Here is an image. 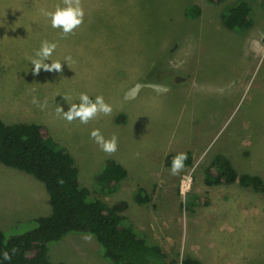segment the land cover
<instances>
[{
	"label": "rangeland",
	"instance_id": "rangeland-1",
	"mask_svg": "<svg viewBox=\"0 0 264 264\" xmlns=\"http://www.w3.org/2000/svg\"><path fill=\"white\" fill-rule=\"evenodd\" d=\"M248 1L252 27L232 32L222 19L236 0H81L83 23L64 38L41 11L63 0H0V118L43 126L74 158L91 199L126 202V223L162 247L169 264L187 256L264 264V190L240 180L206 183L218 155L239 178L264 182V1ZM193 6L200 16H188ZM44 40L57 45L45 62L60 61L62 70L34 74L30 58ZM81 93L102 95L111 114L87 124L63 119L57 109L68 111ZM34 96L46 107L33 104ZM93 129L115 135L117 151L103 152ZM187 152L192 166L172 175L167 157ZM108 160L128 173L112 193L95 181ZM33 179L0 164L1 228L13 223V200L31 205V217L51 214L44 184ZM138 189L149 203L135 202ZM28 222L19 231L33 228ZM50 249L53 263L112 264L87 234H70Z\"/></svg>",
	"mask_w": 264,
	"mask_h": 264
},
{
	"label": "trees",
	"instance_id": "trees-1",
	"mask_svg": "<svg viewBox=\"0 0 264 264\" xmlns=\"http://www.w3.org/2000/svg\"><path fill=\"white\" fill-rule=\"evenodd\" d=\"M220 4L223 0H207ZM264 1V0H263ZM251 5L248 0H236L223 13L224 27L229 31H247L253 25ZM190 17L201 15L200 7H190ZM184 167L193 164L190 153ZM166 159L171 167L173 157ZM0 164L34 177L44 184L52 212L33 222V228L25 232L0 229V264H66L49 260L52 244L60 243L70 234L93 236L101 246L105 257L112 264H169L162 247L148 241L133 225L126 223L123 213L126 202L113 207L97 199H91L90 191L79 181V171L74 158L60 147L45 128L35 123L7 125L0 118ZM127 170L114 160H108L95 177L96 183L112 193L127 178ZM240 180L244 186L264 190V182L258 176L238 177L231 161L218 155L206 172L208 185H232ZM138 204H147L150 198L145 190L138 189ZM13 249L15 252L13 253ZM8 251L11 260H5ZM181 264H204L196 257L187 256Z\"/></svg>",
	"mask_w": 264,
	"mask_h": 264
},
{
	"label": "clouds",
	"instance_id": "clouds-1",
	"mask_svg": "<svg viewBox=\"0 0 264 264\" xmlns=\"http://www.w3.org/2000/svg\"><path fill=\"white\" fill-rule=\"evenodd\" d=\"M45 16L50 18L51 26L56 29H62V35L66 38L69 34L74 33V30L78 28L84 19V9L82 7L81 0H63V4L56 5L54 11L41 10ZM56 43L44 40L41 42L40 48L36 50L34 57L30 58L31 64L34 66L33 73L39 74L41 69L45 71L62 70V63L55 61L46 63L55 51ZM71 60V57H65V62ZM139 88V85H137ZM35 91V90H34ZM128 99V95L125 96ZM33 104H37L42 109L46 107L45 104H40L38 99L34 96L32 100ZM59 114H62V118L71 123L73 120H79L82 124H87L90 120L96 118L98 115H110L112 107L106 103L102 95H97L95 99L89 97L86 93L79 95V103H71L68 111H64L62 107L57 109ZM90 138L100 147V149L111 155L117 151V137L113 135L110 139H106L99 129H93L90 132ZM187 160L186 153H178L172 159L171 174L177 175L184 168V162ZM15 249H13V253ZM5 260H11V255L8 251L3 253Z\"/></svg>",
	"mask_w": 264,
	"mask_h": 264
},
{
	"label": "crops",
	"instance_id": "crops-1",
	"mask_svg": "<svg viewBox=\"0 0 264 264\" xmlns=\"http://www.w3.org/2000/svg\"><path fill=\"white\" fill-rule=\"evenodd\" d=\"M3 121V120H2ZM33 181H36L33 179ZM10 183V182H9ZM45 187V186H43ZM45 189V192H46V195L48 197V200H49V203H50V198L48 196V193L46 191V188ZM51 205V204H50ZM12 206L11 207V210H12V214L14 215V217H11L13 223L11 225H7L10 229L7 228H1L2 230L4 231H11V230H14L17 226H20L21 224H26L28 221H27V218H26V214L29 216L30 218V221L29 222H34L36 219L40 218V217H31V216H34L33 215V211H32V206L30 205L29 208H31V211L28 209L25 208L26 206V202L25 201H22L21 199H17V200H13V204L10 205ZM13 206H18L17 208L13 207ZM51 207V206H50ZM52 208V207H51ZM52 212V211H51ZM50 215V214H49ZM47 215V216H49ZM47 216H42V217H47ZM28 222V223H29Z\"/></svg>",
	"mask_w": 264,
	"mask_h": 264
}]
</instances>
